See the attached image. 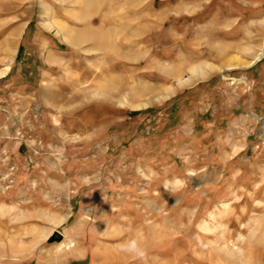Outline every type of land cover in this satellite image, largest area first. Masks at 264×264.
I'll return each mask as SVG.
<instances>
[{
    "label": "rangeland",
    "instance_id": "1",
    "mask_svg": "<svg viewBox=\"0 0 264 264\" xmlns=\"http://www.w3.org/2000/svg\"><path fill=\"white\" fill-rule=\"evenodd\" d=\"M263 139L264 0H0V264H264Z\"/></svg>",
    "mask_w": 264,
    "mask_h": 264
},
{
    "label": "clouds",
    "instance_id": "2",
    "mask_svg": "<svg viewBox=\"0 0 264 264\" xmlns=\"http://www.w3.org/2000/svg\"><path fill=\"white\" fill-rule=\"evenodd\" d=\"M120 250L132 254L139 259H143L146 255V250L142 247V241H140L139 238H132L125 241L120 245Z\"/></svg>",
    "mask_w": 264,
    "mask_h": 264
},
{
    "label": "bare ground",
    "instance_id": "3",
    "mask_svg": "<svg viewBox=\"0 0 264 264\" xmlns=\"http://www.w3.org/2000/svg\"><path fill=\"white\" fill-rule=\"evenodd\" d=\"M67 248V249H71V250H75L76 249V245L75 244H73L72 242H70V243H66L65 242V244H64V242L63 243H61V246L59 247L60 249L61 248ZM59 249V250H60ZM58 251V250H57ZM69 253V252H68Z\"/></svg>",
    "mask_w": 264,
    "mask_h": 264
},
{
    "label": "built area",
    "instance_id": "4",
    "mask_svg": "<svg viewBox=\"0 0 264 264\" xmlns=\"http://www.w3.org/2000/svg\"><path fill=\"white\" fill-rule=\"evenodd\" d=\"M263 141H264V139H263Z\"/></svg>",
    "mask_w": 264,
    "mask_h": 264
}]
</instances>
